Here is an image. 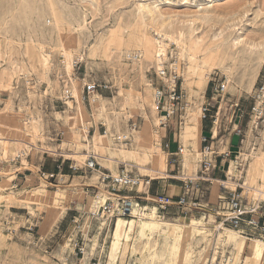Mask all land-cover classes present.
<instances>
[{"label": "rangeland", "instance_id": "1", "mask_svg": "<svg viewBox=\"0 0 264 264\" xmlns=\"http://www.w3.org/2000/svg\"><path fill=\"white\" fill-rule=\"evenodd\" d=\"M137 1L0 0V115L4 114L7 118L5 121H0V136L3 138L14 136L7 129L10 119L20 129V133L15 137L34 144V147L31 145L28 148L20 141L14 146L9 143L10 141L0 140V264L108 263L115 219L111 224H103V219L97 215L96 203L101 204L108 196V191L100 183L99 174L85 168L83 160L67 159L52 152L78 150L84 153H97L93 149L83 147L86 144L80 132L83 124L87 127L86 134L89 139L95 133L104 135L103 128H106L108 147L117 149L121 144L114 140L116 134H129L128 127L131 121L137 122L136 131L140 132L145 120H150V134L145 140L149 142L150 148L160 153V156L153 162L148 160L145 168L156 170L157 173L151 172V175L147 171L138 169L137 164L141 163L132 158L119 159L114 156L119 160L117 164H107L103 161L100 165L102 169L112 174H116L120 166L124 165L133 173L153 176L155 178H152L154 180L151 187L158 192L169 184L168 181L178 184L177 178L181 173L186 175L196 173L198 155L195 156L190 145L185 149L181 135L187 127L186 117L189 106L198 104L200 107L203 102L211 101L212 79L215 78L226 81L227 90L221 99H217L220 102L218 123L221 129H217L220 140L214 141L213 146H218L219 151L223 150L229 137L233 145L239 144L238 137L235 136V125L240 129L239 138L242 140L237 162L230 163L233 167H237L233 169L232 180L240 178L242 184L252 156L264 152V116L254 123L249 112L250 95L264 74V47L252 52L228 49L229 54L223 59L219 57L211 59L203 55L201 46L183 48L165 38L163 42L169 45L165 48L162 62L168 68L179 66L177 88L181 95L177 105L178 110L171 127L167 130L158 128L157 112L150 107V104L154 103L153 88L164 86L166 89L170 84L169 80L158 77L159 66L154 59L146 60L141 50L133 47L129 51L125 47L118 49L112 46L107 54L100 51L90 53L91 45L105 37L108 28L121 24L122 32L126 35L129 28L135 26L138 16L135 7ZM140 1L156 5L166 15L177 18L175 24H179L186 15L209 14L208 21H195L193 24L194 35L201 37L205 43L209 42L208 38L211 41L215 40L209 36L232 22L236 24L233 31L236 34H243L242 36L249 41H258L264 37V0ZM230 12L233 14L231 15ZM184 30L189 32L186 27ZM165 31L171 33L170 29ZM150 33L154 38L161 39L156 30L150 29ZM224 33L230 35V29H226ZM64 46L69 51L70 63L72 60L80 61L78 67L71 68L75 91L79 93L83 78L97 83H107L110 87L109 90L98 91L99 96L96 100L100 104L95 105L79 99L83 106V121L79 120L77 114V101L67 104L62 101V85L58 74L66 72ZM132 51L140 53L138 60L127 59L126 54ZM39 54L48 57L49 61L45 67H40L38 64ZM192 54L204 59L205 67L212 63L216 65L212 66L213 70L207 81L203 98L192 95L189 101L187 99L189 94L183 83L192 67L190 59L188 60ZM138 93H141L144 101L137 97ZM147 95L150 102L144 99ZM234 103H239L242 116L239 117L238 107L231 106ZM211 104L213 105V102ZM216 106L217 104L215 108ZM215 108H211V111ZM207 122L208 126L209 121ZM155 129L158 130L157 133L154 132ZM134 132L130 134V144L124 146L127 149L139 148L142 154L140 148L144 149V147L139 143L143 135ZM160 140L169 141V151H176L177 145L182 146L183 151L176 155V162L170 163L167 151L159 147ZM72 141L77 143L71 144ZM21 152L24 156H16ZM196 153H199V150ZM56 160L74 163L80 167V170L70 175L63 173L66 175L61 179L53 180L51 184L49 181L46 183L38 178L35 179L38 167L44 165V168L51 170ZM237 164L240 166L238 167ZM111 167L116 168L115 172ZM18 171H24L23 175L26 176L27 181L22 177L19 179L21 182L16 181L17 185L14 186V176L16 177L17 174L16 180L18 176H23ZM221 175L220 179H223L224 172L220 173ZM236 181L234 182L237 183ZM37 188L46 189L52 195H49L45 201L30 204L7 197L10 193L17 198L20 194L32 192ZM217 190L218 182L212 181L211 185L206 186L203 198H210V201L214 202ZM242 190L243 196L249 200L253 197L252 194H247L244 188ZM240 191L241 189L237 190L238 193ZM141 201V205L150 206L145 213L151 212L154 220L160 223L189 221V219H177L176 216H173L174 219L157 217L155 210H151L155 204L151 200ZM194 218H202L206 226H209V230H205L204 233L205 239L210 241L206 264H230V257L234 255H230L228 248L221 253L224 245L217 236L219 231L223 232V229L218 231L213 228L215 223L212 216L202 215ZM125 219L135 222L139 220L129 217ZM132 234L124 258L121 261L120 252L117 264H147L149 253L143 249L145 240H136L135 231ZM74 240H82L85 244L84 257L80 261L76 260L73 253ZM204 245L205 242H200L198 249ZM189 264H201V260L195 259Z\"/></svg>", "mask_w": 264, "mask_h": 264}, {"label": "bare ground", "instance_id": "2", "mask_svg": "<svg viewBox=\"0 0 264 264\" xmlns=\"http://www.w3.org/2000/svg\"><path fill=\"white\" fill-rule=\"evenodd\" d=\"M135 7L138 11L135 26L129 28L126 35H124L122 32L121 24L108 28V33H106V36L102 37L97 43L91 45V54H94L97 51H100L103 54H107L109 53V51H111L112 46H116L115 48L118 49L125 47L126 50H129L133 47L137 48V50H141L146 60L154 59L157 66H160L162 63V57L165 55V48L167 45H169L168 43L163 42L165 38L171 40V42L173 41L179 47L181 46L183 48H193L195 46H201L200 49L201 52H203V55L209 56L211 57V59H215L217 57L223 59L227 54H229L227 53L228 49H240L243 51L247 50L249 52H252L255 50L262 49L264 47V37H262V39L258 41H249L244 36H242L243 34H236L233 31L235 30L234 28L236 26L234 22L221 29H217L215 32H213L212 35L209 36L210 38H213L215 40L211 41L208 38L209 42L205 43L201 37L194 35L195 26L193 24H195V21H208L207 19L210 18L209 14L186 15L184 16V19L180 21L179 24H175V19L177 18H173L170 15H166L164 11L157 8L156 5L154 6L150 3L138 0L135 4ZM230 14L232 15L233 13L230 12ZM184 27L189 29V32H186L184 30ZM150 29L156 30L162 40L154 38L150 33ZM167 29H170L171 33H167L165 31ZM226 29H230V35L229 33H224ZM63 50L66 58V72L70 75L71 63L69 59V51L65 46L63 47ZM39 56L40 57L38 64L40 65V67H45L49 61L48 57L43 54H39ZM189 59L192 67L188 71V78L184 79L183 86L186 87L188 91L189 95L187 96V99H189L190 101L192 95H199L201 98H203V93L206 88L207 81L209 80L210 74L213 70L212 66L216 64L212 63L208 67H205L204 59L199 58L193 54L192 57H188V60ZM133 63L135 64L136 62ZM120 91L119 93H121ZM137 95L138 98L144 101L143 96H141V93H138ZM74 97L77 101L76 109L79 120L83 121V106L79 102V93L77 90H74ZM144 99L150 102V98L148 95L145 96ZM104 101L105 100H102V102ZM97 103L100 104L99 101L94 100V104L97 105ZM101 107H103L102 104ZM150 107L151 110L156 111L154 103L150 104ZM6 119L7 118L4 114L0 115V121H5ZM8 121H10V124L7 125V129L10 131V134L14 136L4 138L0 136V140L4 139L7 142L10 141L9 143L13 144L14 146L18 141H20V143H23L22 145H24V147L29 148L31 145L34 147V144H31L29 141H25L21 138L15 137L20 133V129L10 119ZM186 122V130H183L181 135L182 143L184 144L183 146L185 147V149L187 148L186 146H192L193 149L191 150L196 156L198 155V153L196 152H198L200 147L202 127L200 120V107L198 104H192L191 106H189ZM82 127L83 128L80 131L81 138L83 137V139L86 141V144L83 145V147L93 149L95 152H97L94 155L96 161L99 164L103 163V161L107 164H117L119 160L115 159L114 156L118 157L119 159L132 158L135 159V161L141 163L139 165L137 164L138 169L142 171H147L150 174L151 172H158L153 169L145 168V163L148 160H151L153 162L160 156V153L155 152L152 148H150L149 142L145 140V138L148 137L150 134V120H145L142 131L134 132L138 135L139 133H142L143 135V139L139 143V145L144 147V149L140 148L142 150V154L138 150L139 148L127 149L124 145H121L117 149L109 148L107 142V133H105L104 135L95 133L92 135L91 139H89L86 134L87 127L84 124ZM154 132L157 133L158 130L155 129ZM213 132L214 135H217V129L214 128ZM77 141H79L78 137ZM77 141H72L71 144H76ZM52 152L60 154L61 156H64L67 159L76 161L84 160L86 157V154L84 152L78 150H53ZM121 161L125 162L124 160ZM111 170L115 172L116 168L111 167ZM246 172L247 174L243 182V188L245 192L247 194L249 193L250 195L252 194L257 198L264 199V152H260V154H254L252 156ZM226 174L229 179L226 181L225 185L231 190H233L235 187V183L231 178V176L233 175L232 164H230V167L228 168ZM151 178L155 177L152 176ZM49 195H52L50 191L43 188H37L34 189L32 192L20 194L17 198L10 193L7 197L13 198L16 201L30 204L41 200L45 201L46 198L49 197ZM132 213L134 216L138 217V221L135 222L134 220H126L123 217H117L115 219L107 264H117V259L120 252L121 261L123 260L129 246V240L133 237L132 233L134 231L136 232V240H145L143 244V249L148 251L149 253L148 258L146 259L147 264H189L195 259L201 260V264H206L208 246L210 244V241H207L205 239L206 234L204 233L205 230H209V226H206L202 218H191L186 223H160L154 220L151 213H138L135 209ZM213 228L218 231L219 229H223V232L219 231L217 236L224 245L221 253H224L225 248H228L230 255H234L232 258L230 257V264H264L263 241L258 239L248 240L243 235H240L237 232L233 231L231 228L223 227L218 224L213 226ZM153 238L155 239L153 240V242H151ZM200 242H205V245L201 249H198Z\"/></svg>", "mask_w": 264, "mask_h": 264}, {"label": "built area", "instance_id": "3", "mask_svg": "<svg viewBox=\"0 0 264 264\" xmlns=\"http://www.w3.org/2000/svg\"><path fill=\"white\" fill-rule=\"evenodd\" d=\"M129 60H138L140 53L137 51L128 52L126 54ZM63 63V61H62ZM80 61L75 60L71 62V68L78 67ZM66 71V68H65ZM157 75L160 79H167L170 84L165 89L164 86H156L153 88V102L155 104L156 114L158 115V128L167 130L171 127V122L176 114L177 105L181 100L180 91L177 88V82L179 80V66L168 68L162 62L157 71ZM58 78L62 85V101L67 102L76 101L74 97V79L72 73L69 75L67 72L59 73ZM166 81V82H167ZM110 87L107 83H97L94 80H86L83 78L81 83V89L79 90V99L88 103H94L99 96V90H109ZM227 90V83L224 80L212 79L211 85V101L203 102L200 105V120L209 121V135L202 134L200 138V147L198 153V167L194 175H186L181 173L177 179L181 184V191L176 198L166 195L164 193L156 196L150 195L151 183L154 179L146 175H140L128 171L125 166L121 165L116 174H112L105 169H102L101 165L96 161L95 155L90 152H86V157L83 160L84 167L96 171L99 175L100 183L108 191V196L104 199L101 204L97 202V215L103 219V224H111L113 219L117 217L123 218H138L133 215L135 209L138 213H145L147 209H150L148 205H141L142 197L149 199L155 204L151 207V210H155L157 217L174 219L183 218L191 219L194 217H207L212 216L215 225L228 226L232 230L240 233L248 240L258 239L264 242V199L257 197H250L249 200L243 196V183L240 184L239 179L235 183L233 190L228 188L225 183L229 179L227 176V170L230 167L231 162H237L240 155V143L242 140L240 137V129L236 126L235 136L238 137L239 144L236 152L229 150L224 147L223 150L219 151L218 146H213L214 141L220 140L217 135H214L213 129H221L219 122V110L220 105L217 101L218 98H222ZM251 104L249 106V112L253 118V122L258 121L264 116V74L261 76L260 81L256 84L253 92L250 95ZM213 102V105L211 104ZM217 104L216 108L215 105ZM234 107H238L240 111L239 117L242 116V110L240 109L239 103H234ZM211 108H215L211 111ZM179 118H181L179 116ZM181 123V122H180ZM104 126V124L102 125ZM138 128L136 121H131L128 129L129 134H116L114 140L121 145H129L131 142L130 134ZM103 133H107L106 128H103ZM229 142V138L227 144ZM159 147L167 151V158L170 163L176 162V155L180 154L183 149L181 145H177L176 151H169L170 144L168 140H160ZM24 153H18L16 156H21ZM15 157V158H18ZM233 157L234 159H230ZM14 160V159H11ZM227 163L226 172L224 178L216 180L214 178V171L217 168V163ZM238 165V164H237ZM236 165V166H237ZM240 164L238 165V167ZM237 169V167H233ZM80 170V167L74 163H68L64 160H56L53 168L50 170L38 167L37 175L35 179H39L44 182L51 184L53 180L57 178L61 179L64 175H70ZM17 173V172H16ZM19 174L24 171H18ZM66 173V174H63ZM30 175V173H29ZM17 177V174H16ZM14 176V186L17 182H21L19 179L23 177L25 181V175L18 176V179ZM173 178V176H171ZM170 177V178H171ZM232 177V176H231ZM17 181V182H16ZM24 181V182H25ZM212 181L218 182L219 194L213 203H203L206 186L212 184ZM241 189L238 193L237 190ZM125 192L131 194H124ZM151 213V212H146ZM152 214V213H151ZM75 221V220H74ZM73 253L76 260L80 261L84 257L85 244L82 240H74L73 242Z\"/></svg>", "mask_w": 264, "mask_h": 264}, {"label": "crops", "instance_id": "4", "mask_svg": "<svg viewBox=\"0 0 264 264\" xmlns=\"http://www.w3.org/2000/svg\"><path fill=\"white\" fill-rule=\"evenodd\" d=\"M201 124H202V130H201V135L202 134H205V135H209V125L207 126V124H208V122L207 121H202L201 122ZM204 125V126H203ZM238 146V144L235 146V145H233L232 144V142L230 141V137H229V142H228V144L226 145V147L227 148H229V150H231V151H233V152H236L237 151V147ZM227 165V163H224V165H223V162L222 163H220V161H218V163H217V168L215 169V171H214V176L216 177L215 179L217 180H219L220 178H222V175L220 176V173H222V172H226V170H225V167H227L226 166ZM219 174V176H217ZM168 181V180H167ZM153 182V181H152ZM178 182V181H177ZM168 183L169 184H167L166 186H163L161 189H159L158 190V192L157 191H154V189H153V187H150V195H149V197H151V196H156V195H160V194H162V193H164V194H166V195H169V196H172V197H174V198H176L177 197V195H179V193H180V191H181V184L178 182V184H173V183H171V181H168ZM152 184V183H151ZM213 187V186H212ZM212 187H211V189H212ZM176 188H178L177 190H176ZM217 193H216V195L214 196V199L216 200V197L218 196V194H219V192H220V190H219V187H218V190L216 191ZM211 193H214V192H212L211 191ZM205 196V195H204ZM147 198H145V197H142V200H146ZM213 199V200H214ZM150 200V199H149ZM214 200V201H215ZM141 201V200H140ZM142 202V201H141ZM202 202L203 203H206V202H208V203H213L212 201H210V198L208 199H202Z\"/></svg>", "mask_w": 264, "mask_h": 264}]
</instances>
